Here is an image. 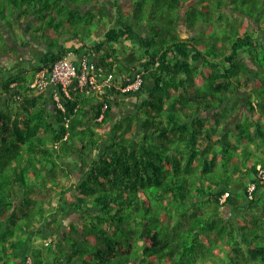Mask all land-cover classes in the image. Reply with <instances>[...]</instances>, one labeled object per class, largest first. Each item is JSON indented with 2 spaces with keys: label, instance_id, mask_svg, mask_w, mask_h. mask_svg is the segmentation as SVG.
Instances as JSON below:
<instances>
[{
  "label": "trees",
  "instance_id": "1",
  "mask_svg": "<svg viewBox=\"0 0 264 264\" xmlns=\"http://www.w3.org/2000/svg\"><path fill=\"white\" fill-rule=\"evenodd\" d=\"M104 1L0 0V55L38 36L46 45L31 68L0 61V264H264V200L257 189L246 196L249 182L264 188V39L254 31L264 0L248 12L246 0H199L213 4L206 12L198 0H131L120 15L132 21L116 25L100 23L107 12L94 5ZM224 15L225 34L202 52L193 31ZM14 23L27 40L16 42ZM68 52L87 53L113 82L103 92L69 86L62 109L60 86L30 83ZM137 69V90L115 87ZM126 98L135 109L114 115Z\"/></svg>",
  "mask_w": 264,
  "mask_h": 264
},
{
  "label": "rangeland",
  "instance_id": "2",
  "mask_svg": "<svg viewBox=\"0 0 264 264\" xmlns=\"http://www.w3.org/2000/svg\"><path fill=\"white\" fill-rule=\"evenodd\" d=\"M199 2V0H198ZM247 2V4H246ZM246 2H241L239 3L238 5L241 6L243 8V11L245 10L246 12L249 11V7H245V5H254V6H257L258 4L254 1V0H246ZM204 4V6H199L200 5V2L198 3V9L199 10H202V12H206L208 11V8L209 9H214L213 8V4L212 3H209L208 1H205V2H202ZM117 7H115L112 3V0H106L103 2V5H94V7L98 8V9H103L104 11L108 12L109 14H111V16L114 14L115 18H116V12L120 11L121 13H129L131 12L132 10V5L130 3L129 0H117ZM191 6V5H190ZM255 9V7H254ZM182 12V19L180 20L179 22V25H180V30H181V34L182 35H190L191 33L186 31L185 30V25H184V14H183V10H181ZM225 15H227V17L229 18L230 22L232 23V18L234 19L235 17H232V4H229L227 7L226 5H224V9H223ZM223 17L222 19V24H219L218 21H215L216 25H214L215 23L212 22L213 19L211 18H208L207 20L204 19V22L202 23L203 26L201 27V29H196L195 31H193V33L196 35H198V37L200 38V44H199V48L202 50V52H205L206 54L208 53L207 51V46L210 42H212L215 38V35H218V36H222L225 34V31H223V29L221 30V27L223 28L224 22H226V17ZM238 15V14H237ZM111 16L108 15V14H104L103 15V19L100 20V23H104V24H107V25H115L117 24V21L116 22H113V20L111 19ZM120 16V15H119ZM239 16V15H238ZM110 17V18H109ZM109 18V19H108ZM205 18V16H204ZM241 18V17H239ZM258 16H257V13H256V16L254 17V20L257 19ZM260 18V17H259ZM111 19V20H110ZM120 20L122 21H127V22H131L132 20L130 18H121L119 17ZM198 19H202L201 17H198ZM244 22L246 21V19L243 20ZM248 22H252L251 20H249ZM16 24V23H14ZM260 24L262 27H264V18L261 17L260 18ZM228 26V25H226ZM215 27H217L216 29V32H212L211 34L209 33V31H211V28L215 29ZM14 28H15V34H16V42H20L27 40L24 36V34L22 33L21 30H23V26L21 27L19 24L17 25H14ZM21 28V30L19 29ZM104 28V27H103ZM139 30L141 32H143V34H146L148 33V28H147V25L145 23L143 24H140L138 26ZM103 29H98V30H95V32H93V37H98L100 35H102ZM202 30V31H201ZM146 31V32H145ZM229 34V33H228ZM233 36V34H232ZM15 39V38H14ZM30 39V45L29 46H26V47H19L17 46L18 48H20V51L14 55V56H9V55H3L1 54L0 55V61L2 64H7V65H13L15 64V62L17 61L18 63H23V67L25 68L27 66V68H31L32 67V64L35 62V60L37 59L38 55H41L45 50H46V45H44V42H43V39L41 37L38 36L37 39L35 38H29ZM79 40V39H77ZM77 40H69L66 42L65 46L67 45H77L78 44V41ZM219 40V41H218ZM129 42V41H128ZM128 42L126 41H122L120 45H118L119 47L121 46V49L123 48V45H126L128 44ZM217 43H219V45L221 44L220 42V39H217L216 40ZM90 43V40L87 41V44ZM14 44V43H13ZM241 52L239 51V54ZM261 53H263V49H259V54L261 55ZM211 56V55H210ZM241 56V55H240ZM69 57H72L71 59H78V55H75V56H69ZM120 57V56H119ZM212 57V56H211ZM210 57V58H211ZM260 57V56H259ZM2 81V78L0 77V83ZM255 99L253 98V101ZM116 108V107H115ZM123 108H117L116 110L114 109V111L116 113L115 114H118V115H122V114H126L127 112H132L134 109H135V104L132 103V105L128 108H125L127 111L123 110ZM125 111V112H124ZM117 115V116H118ZM255 118V115L252 114ZM115 117V116H114ZM239 121H241V123H245L246 124H249L247 122V119H246V114L245 112H243V114L239 117ZM255 120H257V118H255ZM260 122H262V128L264 129V118L263 119H258ZM107 125L105 127H103L102 129H107ZM253 128L255 126H252ZM222 128V127H221ZM101 129V130H102ZM224 129V128H223ZM215 131L216 130V127H215ZM220 131H223V130H220ZM231 137H229L230 140H232V135L230 134ZM255 157H253L254 159ZM256 159V158H255ZM78 171V170H77ZM76 175L80 174V172H75ZM247 177H245V181H246ZM259 204L261 205L262 203L259 202ZM259 205V206H260ZM259 206L256 207V209L259 211ZM255 210V209H254ZM256 211V210H255ZM77 215L74 213V214H71V215H66L64 216L63 218H61V222H62V228L58 231L59 232V236H61L65 229H66V224L70 221V220H73V219H77ZM65 223V224H64ZM65 226V227H64ZM41 238V237H40ZM40 238H37V243L41 242L39 240H41ZM53 238L52 236L50 238H47V240H43V241H48L49 239Z\"/></svg>",
  "mask_w": 264,
  "mask_h": 264
},
{
  "label": "built area",
  "instance_id": "3",
  "mask_svg": "<svg viewBox=\"0 0 264 264\" xmlns=\"http://www.w3.org/2000/svg\"><path fill=\"white\" fill-rule=\"evenodd\" d=\"M77 55L74 52H68L64 57L55 60L49 68H42L37 71L34 75L31 87L42 89L48 84L55 86H60L59 90L54 92V99L56 100L58 106L63 109L59 103L60 92H64L66 96L69 94V86L75 89H82L85 86H91V89L103 92L104 87L111 86L113 82V74L111 72H106V70L98 65L95 61L90 60L87 53L78 56V59H71L69 56ZM144 82L141 72L135 73L133 78L128 79V84L115 85V87L120 88L122 92L128 90H137ZM101 117H99L100 119ZM257 177L260 180L264 179V168L260 165L257 166ZM256 189V183L249 182L246 187V196L248 199H252L254 196V191ZM228 193H224L220 198V202H223ZM29 263V261H28ZM26 263V264H28Z\"/></svg>",
  "mask_w": 264,
  "mask_h": 264
},
{
  "label": "crops",
  "instance_id": "4",
  "mask_svg": "<svg viewBox=\"0 0 264 264\" xmlns=\"http://www.w3.org/2000/svg\"><path fill=\"white\" fill-rule=\"evenodd\" d=\"M98 5H103V2H100V3H98ZM107 14L108 15H110L111 16V14H109L108 12H107ZM110 18V17H109ZM108 18V19H109ZM117 18H119V14L116 12V18H115V16H114V14L111 16V19L113 20V22H116V21H118V19ZM110 19V20H111ZM104 26L103 25H101L100 26V28L101 29H103L102 31L104 32V28H103ZM99 28V29H100ZM147 28H148V26H147ZM149 30V29H148ZM147 30V31H148ZM254 31H255V33H256V36L257 37H259V38H263L264 39V27H258L257 25L254 27ZM146 32V31H145ZM149 32V31H148ZM143 33V32H142ZM146 34H148V33H146ZM99 37H101V35L100 36H98V37H95V38H99ZM95 38H93L92 39V41L90 42V43H92L94 40H95ZM120 45V44H119ZM117 46V45H116ZM241 55V56H240ZM240 55H239V57H240V59H242L243 61H245V62H247L248 63V66L252 69V71H254V70H257V69H261V67L258 65V64H256V62L253 60V58H252V56H247V55H244L242 52L240 53ZM250 57V58H249ZM262 70V69H261ZM262 71H264V70H262ZM250 85H253V81H251L250 82ZM135 102V98H130V99H128V98H126L125 99V102L123 103V109H122V111L123 110H125V111H127L125 108H128V107H130L131 105H132V103H134ZM124 111V112H125ZM241 112V111H240ZM264 152V151H263ZM264 154V153H263ZM234 188H236L237 189V186H235ZM235 190V189H234ZM256 198H261V199H263L264 200V188L262 187V186H260V187H258L257 188V190H256V196H255ZM221 213L222 214H225V216L226 215H229L230 214V209L229 210H226L225 208H222L221 209ZM234 215H235V212H233L232 213V216L234 217Z\"/></svg>",
  "mask_w": 264,
  "mask_h": 264
},
{
  "label": "clouds",
  "instance_id": "5",
  "mask_svg": "<svg viewBox=\"0 0 264 264\" xmlns=\"http://www.w3.org/2000/svg\"><path fill=\"white\" fill-rule=\"evenodd\" d=\"M129 1H130L131 5H132L131 0H129ZM97 5H98V4H97ZM113 5H114V4H113ZM114 6H115V5H114ZM117 6H118V5H117ZM115 7H116V6H115ZM132 9H133V5H132ZM117 13H118L119 15L122 14L120 11H118ZM119 17L124 18V17H122L121 15H120ZM117 19H118V21H117V24H118V22H119L120 19H119V18H117ZM115 25H116V24H115ZM103 26H105V25H103ZM126 42H128V41H126ZM128 43H130V42H128ZM89 44H90V43H89ZM126 45H127V44H126ZM115 46H116V45H115ZM116 47H117V46H116ZM99 65H100V64H99ZM104 69H105V68H104ZM105 70H106V69H105ZM137 70H138V69H137ZM137 70L133 73V76H134L135 73H138V72H141V73H142V76H143V72H142L140 69H139L138 71H137ZM106 72H107V70H106ZM111 73H112V72H111ZM112 74H113V73H112ZM133 76H132V77H133ZM143 79H144V78H143ZM119 84H120V83H119ZM119 84H117V85H119ZM117 88H118V87H117ZM119 89H120V88H119ZM256 189H257V186H256ZM256 189H255V190H256ZM254 192H255V191H254ZM28 261H29V264H30V259H27L26 262H25L24 264L28 263Z\"/></svg>",
  "mask_w": 264,
  "mask_h": 264
}]
</instances>
